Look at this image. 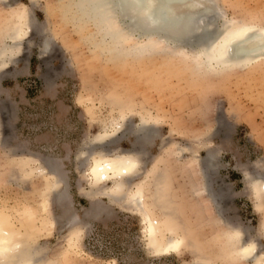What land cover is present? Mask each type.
Here are the masks:
<instances>
[{"label":"rangeland","instance_id":"374dc122","mask_svg":"<svg viewBox=\"0 0 264 264\" xmlns=\"http://www.w3.org/2000/svg\"><path fill=\"white\" fill-rule=\"evenodd\" d=\"M217 1L223 12L217 29L231 19L264 26V0ZM85 6L0 0V224L15 225L27 249L39 247L41 264H248L231 253L226 233L244 229L246 242L255 239L264 250V209L252 190V178L264 177V56L214 71L169 51L118 48ZM24 15L26 34L10 57L5 48ZM122 112L129 129L92 144L97 134L113 132ZM142 116L152 122L146 140L137 131ZM134 147L144 160L129 179L127 198L96 194L88 178L93 156ZM83 151L91 154L81 158ZM53 165L66 190L45 210L50 182L39 174ZM157 170L168 176L177 226L191 243L180 253L151 251L143 215L128 200L146 178L155 187ZM205 178L212 198L199 192ZM32 211L36 217L27 215ZM53 216L57 223L43 227ZM68 216L84 226L73 257Z\"/></svg>","mask_w":264,"mask_h":264},{"label":"bare ground","instance_id":"6f19581e","mask_svg":"<svg viewBox=\"0 0 264 264\" xmlns=\"http://www.w3.org/2000/svg\"><path fill=\"white\" fill-rule=\"evenodd\" d=\"M80 2L81 6L83 4H86L85 7L90 6L86 14L92 16L98 32L105 38L110 36L118 48L130 46V49L133 47L150 54L169 51L172 54L189 56L197 67L212 68L214 71L216 67L225 70L233 66L251 64L264 56V26L231 19L224 21L223 27L217 29V19L223 16L217 0H80ZM28 17L21 16L17 30L10 35L13 42L5 48L10 51V57L17 53L20 47L18 42L26 34L23 29L25 30L29 21ZM151 124L149 117L142 116V123L137 129L140 133L139 139L146 140L152 135ZM127 126V113L122 112L113 132L97 134L92 144H100L106 139L113 141L121 131L129 127ZM106 152L108 150L93 156L88 178L96 194L106 193L112 200L121 201L127 198L124 193L129 179L139 174L144 160L143 152L138 147L122 150L112 156H108ZM81 153V158L89 157L91 154L89 151ZM46 169L45 167L44 170ZM44 170L39 175L49 180L47 187H50L48 195L50 197L41 208L49 210L52 196L55 197L57 192L66 190V182L54 165L47 170L48 172ZM157 171L159 172L157 177L154 176L155 187L149 188L151 178H146L129 194L128 200L143 215L151 251L155 254L180 253L191 243L186 233L177 226V210L170 194L168 176L164 170ZM204 177H207L205 171ZM204 180L203 190L199 192H206L212 198L206 178ZM105 186L109 190L105 191L103 188ZM252 190L257 207L264 209V177L252 178ZM95 208L98 210L102 207ZM154 208L159 209L161 213L155 215ZM27 215L36 217L34 211L27 212ZM45 220H42L43 227L57 223L56 216L50 217V221ZM68 223L72 224V229L67 251L69 257H73L79 252V240L84 226L81 221L71 220L69 216ZM8 226L9 224L6 227L0 224V264H41L44 260L43 251L39 247L27 249L21 240L17 239L19 236L17 227ZM260 227L261 234L264 235V219ZM226 235L232 254L249 261L248 264H264V250L261 252L258 250L255 239L251 238L246 242L244 229L233 228L228 230ZM203 260L196 262L218 264L210 261L211 259ZM51 262L59 264L58 260L53 259Z\"/></svg>","mask_w":264,"mask_h":264},{"label":"crops","instance_id":"0c3cea01","mask_svg":"<svg viewBox=\"0 0 264 264\" xmlns=\"http://www.w3.org/2000/svg\"><path fill=\"white\" fill-rule=\"evenodd\" d=\"M263 239H264V235H263V237H262Z\"/></svg>","mask_w":264,"mask_h":264}]
</instances>
